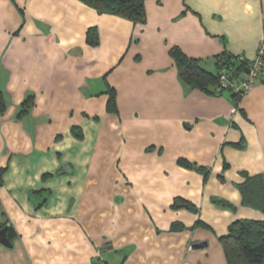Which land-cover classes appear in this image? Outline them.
I'll return each mask as SVG.
<instances>
[{
  "label": "crops",
  "instance_id": "1",
  "mask_svg": "<svg viewBox=\"0 0 264 264\" xmlns=\"http://www.w3.org/2000/svg\"><path fill=\"white\" fill-rule=\"evenodd\" d=\"M144 4L133 23L80 0H0V199L17 232L0 264H229L230 226L264 221L259 188L251 203L242 189L264 183V82L237 103L184 82L171 54L213 72L224 53L252 60L264 0Z\"/></svg>",
  "mask_w": 264,
  "mask_h": 264
},
{
  "label": "trees",
  "instance_id": "2",
  "mask_svg": "<svg viewBox=\"0 0 264 264\" xmlns=\"http://www.w3.org/2000/svg\"><path fill=\"white\" fill-rule=\"evenodd\" d=\"M85 5L93 8L100 14H111L131 20L133 23H143L146 20L145 0H80ZM87 42L93 46L99 44V33L96 27H91L87 31ZM172 56L177 63L179 74L184 82L192 87L205 90L208 93L220 95L229 92L238 103L241 98L233 92L232 88L220 87L221 70L229 65L236 66V79L242 80L246 74L249 61L237 62L236 56L224 53L218 56V72L205 69L198 59L186 56L178 47L171 50ZM109 94L107 110L109 112H117L116 92L110 87L107 91ZM33 103V96H29L22 104V109L18 116L26 114L29 107ZM7 108V100L4 92L0 89V113ZM73 132L80 137L78 128H74ZM179 163L187 168H198L204 170L202 166L192 163L186 159H180ZM7 169L0 166V187L4 184V175ZM249 182V181H248ZM245 183L242 187L245 195V203H251L255 187L256 191L264 197V183L262 180L252 179L251 183ZM262 201L264 202V198ZM173 208H187L197 211V208L184 198H177L173 204ZM6 228V236L12 243L17 238V232L10 222V219L3 207L0 199V231ZM225 253L229 264H264V221L243 219L234 222L230 226L229 234L222 238Z\"/></svg>",
  "mask_w": 264,
  "mask_h": 264
},
{
  "label": "built area",
  "instance_id": "3",
  "mask_svg": "<svg viewBox=\"0 0 264 264\" xmlns=\"http://www.w3.org/2000/svg\"><path fill=\"white\" fill-rule=\"evenodd\" d=\"M245 57L243 55L236 56V61L243 62ZM248 72L242 80L236 79V66L229 64L225 66L220 73V87L232 88L233 92L238 95L239 98L248 94L254 85L260 82H264V41L261 42L256 56L249 61ZM190 264V263H184Z\"/></svg>",
  "mask_w": 264,
  "mask_h": 264
},
{
  "label": "water",
  "instance_id": "4",
  "mask_svg": "<svg viewBox=\"0 0 264 264\" xmlns=\"http://www.w3.org/2000/svg\"><path fill=\"white\" fill-rule=\"evenodd\" d=\"M246 71L248 72V69H246ZM0 242L6 246H12V243L6 236V228L0 231Z\"/></svg>",
  "mask_w": 264,
  "mask_h": 264
}]
</instances>
